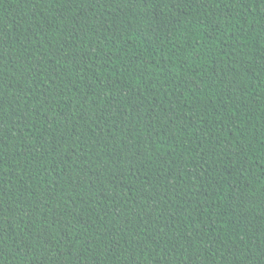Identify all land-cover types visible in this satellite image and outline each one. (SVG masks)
<instances>
[{"label": "trees", "instance_id": "16d2710c", "mask_svg": "<svg viewBox=\"0 0 264 264\" xmlns=\"http://www.w3.org/2000/svg\"><path fill=\"white\" fill-rule=\"evenodd\" d=\"M0 264H264V0H0Z\"/></svg>", "mask_w": 264, "mask_h": 264}]
</instances>
